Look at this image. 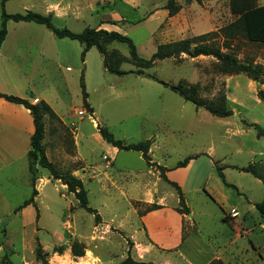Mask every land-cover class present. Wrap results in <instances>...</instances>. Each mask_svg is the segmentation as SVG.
I'll return each mask as SVG.
<instances>
[{"label":"rangeland","instance_id":"374dc122","mask_svg":"<svg viewBox=\"0 0 264 264\" xmlns=\"http://www.w3.org/2000/svg\"><path fill=\"white\" fill-rule=\"evenodd\" d=\"M166 2L141 0L140 4L132 5L125 0L113 3L109 0L103 1L106 5L101 4V7L113 10L116 16L111 21L115 30L133 41L139 56L149 58L160 43L206 34L204 42L250 65V70L232 73L229 68L224 70L211 55L190 57L186 53L155 60L149 67H142L132 60L125 42L111 41L104 44L107 64L118 73L107 72L98 50L92 47L84 61L80 54L75 55V64L68 63L69 69L65 65L57 67L56 61L38 57L37 70L31 75L33 86L43 90L60 113L74 108L83 110L81 116L96 128L104 125L124 143L155 139L161 145L164 140L170 159L195 157L192 170L205 159L208 161L205 153L210 149L216 166L220 163L245 166L251 162L264 176V137L257 136L253 127L255 124L264 128V44L246 38L238 16L229 12L228 0H176L180 8L173 15L168 14ZM152 4L156 11L148 18ZM5 10L21 11L15 0L10 1ZM71 26L70 30L82 28ZM24 66H28L27 61ZM139 71L161 83L140 75ZM80 76L88 95L87 102L93 108L91 112L83 108ZM171 85H177L184 95L202 105L184 99L171 90ZM204 105L214 110H229L231 114L218 116ZM48 121L50 131L42 141L45 151L49 152L48 159L59 171H70L82 178L88 205L99 209L104 221L79 207L66 186L59 179L50 178L47 169L38 165L42 179L35 203L20 207L32 189L27 157H21L15 149L12 153L0 149V264H82V259L71 252L73 245L83 249V256H96L98 259L94 260H100L101 264H117L127 256L143 262L140 247L110 220L121 215L132 220L131 207L142 209L158 204H145L134 196L129 204L128 194L132 193L128 190L127 195L119 193L114 182L119 185L121 181L117 182V177L110 173L108 164L91 170L96 167L90 160L95 156L91 157V152L83 149L82 144L76 146L70 136V125L57 128L51 118ZM162 122L168 126L163 127ZM51 127H56L59 140L51 139L54 133ZM89 143L100 149L95 141L86 145ZM77 151L88 166L81 160H73ZM139 155L138 151L122 150L118 160H125L128 168L139 172L144 167ZM147 167L153 179L156 178L153 171L157 168L162 174L161 167L155 164H147ZM226 172V178L235 180L239 187L238 190L230 186L224 189L239 202L237 208L245 214L233 220L236 212L226 213L216 200L219 195L205 194L201 190L186 191L184 200L191 210L195 229L186 235L181 251L195 256L197 264L217 250L229 260L228 264H264V218L250 206L251 201L264 199V184L249 172L230 168H226ZM200 174L204 180L206 171L194 178L199 180ZM194 178H191L193 183ZM234 232L241 237L234 239ZM189 248L191 253H187ZM196 249L202 250L201 257L196 255ZM173 260L183 262L176 257Z\"/></svg>","mask_w":264,"mask_h":264},{"label":"crops","instance_id":"0c3cea01","mask_svg":"<svg viewBox=\"0 0 264 264\" xmlns=\"http://www.w3.org/2000/svg\"><path fill=\"white\" fill-rule=\"evenodd\" d=\"M10 1L12 0L5 1V9ZM103 1L107 3L109 0H15L21 11H5L7 13H24L26 11H32L43 15L51 14L52 22L55 26L66 27L68 29H72L73 26L71 25H77L82 27L81 30L86 26L115 30V24L110 21L114 20L116 15L113 10H109L107 7H101ZM110 1L113 3L114 0ZM125 1L132 5L141 3V0ZM149 2L151 3V0H149ZM257 4L263 5L264 0H257ZM103 5L105 6L106 4ZM154 6L155 5L152 4L153 9L149 11L148 18H151L156 11V7ZM5 25L6 33L0 44V92L26 98L31 103L44 100L60 121L59 123L54 122L53 124H57V128L59 125H70V136L74 139L76 146L78 143L82 144L83 149L87 152H91V157L92 155L93 157L95 156L94 160L90 159L91 164H96V167L93 166L94 169L90 167L92 171L99 170L101 166L106 167V164H108L111 168L110 173H113V175L117 177V182L121 181L118 183L119 185H116V181L114 182L119 193L127 195V190L132 193L128 194L129 204V200H131L132 196L145 204L152 202L158 204L157 208L146 211H144L145 208L138 209V207L136 209L131 207L134 214L132 220L126 215H121L120 217L115 216L113 220H110L113 226L120 232L133 239L136 247H140L141 252H143L141 254L143 262L149 264H171L180 262L178 260H173L176 257L183 261L180 262V264H197L195 256L185 254L181 251L186 240V235L195 229L191 210L187 206L189 211L187 214L177 210V207H179V198L176 190L168 181L175 182L181 188L183 196L186 191L193 193L199 192L200 190L205 194L213 196L219 195L220 198L215 197L216 200L226 209V213L235 211L236 217H234L233 220H237L241 215L245 214V211L240 212L238 210L237 205L239 202L233 200L230 193L224 189L225 186H229L228 184L234 185L235 187H230L235 190H238L239 187L235 180H228L226 178V168L242 171L240 168L244 166L221 165V158H219V166L223 174L222 179L215 168V160L212 159L213 152L210 151V149L208 153H205V156L209 158L208 161L205 159L203 164L197 165V167L192 170L195 157H189V162L179 165L178 162L183 159H170L168 148L164 144L166 142L162 140V144L160 145L158 141L153 139L151 140L148 150V155L150 157L149 161L161 167L162 174L160 175L159 169L157 168L153 171L157 179L151 178L149 175L151 170L147 167V163L140 152L139 158L144 161L143 169L137 172L128 168L125 160L121 158L118 160L119 153L122 150L108 144L102 139L95 125L92 124L89 119H85L80 115L83 110L79 111L74 108L73 110H67L66 113H60L59 110L52 105L43 90L33 86L31 75L32 72L37 70L36 61L38 57H43L49 61H56L58 64L57 67L65 65V68L69 69L70 66H68V63L75 64L74 57L75 55H79L82 50L81 43L68 37H57L45 26V24L32 20L16 21L7 19ZM81 30L72 31L79 32ZM92 47L85 52L84 57L88 55ZM25 61L28 63L27 67L24 66ZM90 107L92 108L91 105ZM86 120L87 122H85ZM48 124L49 121L45 123L44 138L47 131H50ZM162 125L163 127L168 126L165 122H162ZM51 128L54 132L51 139L56 141L59 140L60 135L56 127L55 129L53 127ZM92 129H96L97 133ZM33 131L34 125L29 110L22 104L14 103L0 97V149L8 153H12L13 151L11 150L15 149L21 157H27L26 154L30 147V136ZM84 141H86V143L95 141L100 149L97 150L94 146H89L91 143L87 144V146ZM237 149L239 150V148ZM45 153L49 157L48 150H46ZM260 153V151L257 152L258 155H260ZM73 160H81L88 166V163L84 161V157L81 156L79 151L76 152ZM152 164L149 166H152ZM37 170L39 171V169ZM205 171L206 176L204 180H201V174L199 175V180L194 178L198 176L199 172ZM192 177L195 179L194 183L191 179ZM212 178L214 181H211ZM41 179L40 173V177L35 180L34 184L37 195L38 184ZM219 180L221 182L220 185ZM255 202L256 201H251L252 205L250 206L254 207ZM96 211L98 215L102 217L101 220L104 221L100 210L96 209ZM246 211H249V209H246ZM250 230L251 229H249V231ZM238 237H241V235L234 232L233 238L236 239ZM187 251V253H191L190 251L192 250L189 248ZM195 253L200 257L202 256V250L196 249ZM79 258L82 259V264H101L100 260V263L94 260L97 257L93 255H85ZM215 259H220L227 264L229 261L221 254L220 250H217L211 254L210 257L205 258L203 263L200 264H210Z\"/></svg>","mask_w":264,"mask_h":264},{"label":"trees","instance_id":"16d2710c","mask_svg":"<svg viewBox=\"0 0 264 264\" xmlns=\"http://www.w3.org/2000/svg\"><path fill=\"white\" fill-rule=\"evenodd\" d=\"M6 0H0V44L6 33V25L5 22L7 19L13 20H32L35 22L43 23L47 28H49L57 37H68L70 39H75L82 45V50L80 52V59L84 61L85 52L92 46H94L100 56L102 58V65L107 72L112 74L118 73L116 69H113L107 64L106 58V49L104 48V44L111 41H119L125 42L128 45L129 55L132 60L138 65L142 67H149L155 60H161L164 58H168L171 56H176L181 53H186L190 57H195L198 55H211L215 57L219 63V65L225 70L229 68L232 73L238 72H248L250 70V65H244L238 62L237 58L227 52H222L220 47L215 46L213 44H208L203 40L206 37V34H200L193 37L181 38L178 40L168 41L164 43H160L156 46L154 52L150 55L149 58H144L139 56L136 51V46L133 41L125 34H122L116 30H106L103 28H95V27H84L79 32H74L66 27H57L52 22V15L47 14L43 15L40 13L26 11L24 13H7L4 9V3ZM229 12L232 15H236L237 21H240L244 30V34L249 41L258 42L264 44V4L258 5L257 0H228ZM165 8L168 11L169 15L175 14L180 6L176 3V0H167L165 4ZM114 23L113 21H110ZM234 24V23H233ZM232 26V25H230ZM140 75L145 77L154 79L161 83L160 80L155 79L153 76L144 74L142 71H139ZM79 85L81 90L82 104L83 108L89 112L92 111L89 103L87 102V92L85 90V85L83 82V77L80 76ZM172 91L177 92L184 99L191 101L197 106L202 104H198V101L190 99L188 96L184 95L183 92L179 89L177 85L170 86ZM0 97L14 102L22 104L25 108H27L32 116L34 131L30 136L29 141V150L27 151V160H28V169L31 175V185L32 189L30 192V196L25 199L20 207H24L28 204H34V197L37 195V190L34 187L35 180L40 177V173L37 170V165L47 169L49 176L52 179H59L62 184L66 186L68 192L72 193L78 202V206L83 208L85 211L94 214L96 219L99 218V215L96 209L90 207L88 205L87 200V192L82 184L81 179L77 178L70 171H59L54 163L50 161L45 153V149L43 146V138L45 134V123L48 122V119L51 118L54 122H60L52 111L50 106L44 101L39 100L35 103L29 102L28 99L22 98L20 96L6 94L0 92ZM197 102V103H196ZM204 108L211 112L212 114L218 116H227L231 114L229 110L218 109L214 110L211 107L204 105ZM46 119V120H45ZM256 130L257 136L264 137V128H261L257 125H253ZM97 130L102 137V139L108 144L117 147L120 150H134L141 153L145 162L149 165L150 157L148 155V150L151 144L150 139H145L143 141H138L135 143H124L121 139L115 138L113 133L110 132L104 125H97ZM189 157H186L182 161H179L178 164L182 165L187 162ZM215 168L219 174V176L223 179V174L221 172V167L216 166L214 162ZM257 165L254 163H249L240 169L245 172L251 173L254 177L258 178L264 184V176L258 172L256 169ZM176 190V193L179 198V207L177 210L179 212L187 214L188 208L184 202V196L181 188L172 181H168ZM227 184V183H226ZM229 186L235 187L232 184H228ZM158 205H150L145 208L146 210H151L157 208ZM254 207L258 214L264 218V199L260 201H256L254 203ZM54 252H60V249H54ZM71 252L76 257L83 256V249H79L76 245L71 247ZM211 263H220L219 259L213 260ZM117 264H147L142 261H135L132 257L127 256Z\"/></svg>","mask_w":264,"mask_h":264}]
</instances>
